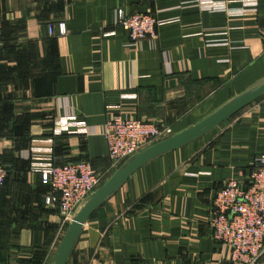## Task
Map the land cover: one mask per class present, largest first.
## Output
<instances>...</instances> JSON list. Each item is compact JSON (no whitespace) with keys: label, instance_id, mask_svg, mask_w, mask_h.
I'll list each match as a JSON object with an SVG mask.
<instances>
[{"label":"crops","instance_id":"0c3cea01","mask_svg":"<svg viewBox=\"0 0 264 264\" xmlns=\"http://www.w3.org/2000/svg\"><path fill=\"white\" fill-rule=\"evenodd\" d=\"M197 1L0 0V264H52L68 226L45 204L32 148L110 172L101 130L113 113L173 135L264 80V0H222L236 16ZM116 8L172 20L134 47ZM66 115L91 132L53 134ZM261 153L264 93L134 170L91 211L64 264H229L210 233L211 201L227 178L244 183Z\"/></svg>","mask_w":264,"mask_h":264},{"label":"built area","instance_id":"2783aa9c","mask_svg":"<svg viewBox=\"0 0 264 264\" xmlns=\"http://www.w3.org/2000/svg\"><path fill=\"white\" fill-rule=\"evenodd\" d=\"M251 4L254 6L255 2L251 1ZM197 5L210 13L242 14L231 12L222 0H198ZM113 20L115 25L126 31L129 45L141 47L145 39L156 37L159 26L172 19L139 11L126 13L122 8H116ZM1 27L0 16V34ZM57 28L60 35L66 33L64 21H58ZM48 31L52 33V24H49ZM52 132L57 135L67 132L87 134L91 131L85 121L66 115L53 122ZM101 133L107 143L109 169L115 170L134 154L172 132L169 127H162L156 122L113 113ZM41 152L49 154L51 149L32 148L26 158L31 159L40 183L48 187L45 204L59 209L63 222L68 224L109 171L96 170L88 160L56 164L50 156L45 159L40 157L38 153ZM6 177V169L0 165V186L4 185ZM208 222L212 238L229 248V264H264V153L253 158L244 183L229 177L216 191Z\"/></svg>","mask_w":264,"mask_h":264},{"label":"water","instance_id":"95a60500","mask_svg":"<svg viewBox=\"0 0 264 264\" xmlns=\"http://www.w3.org/2000/svg\"><path fill=\"white\" fill-rule=\"evenodd\" d=\"M263 93L264 80L245 93L238 95L233 100L226 103L196 124L148 145L127 159L77 209L76 213L72 217V220L68 223L66 231L57 247L52 264L65 263L74 241L76 240V237L81 229V226L91 211L106 197H108V195H110L117 187H119L134 170L155 156L181 146L204 134L208 130L219 125L234 115L246 105L253 102Z\"/></svg>","mask_w":264,"mask_h":264},{"label":"rangeland","instance_id":"374dc122","mask_svg":"<svg viewBox=\"0 0 264 264\" xmlns=\"http://www.w3.org/2000/svg\"><path fill=\"white\" fill-rule=\"evenodd\" d=\"M112 170H114V169H112ZM111 170V171H112ZM110 171V172H111ZM110 172L108 173V174H110ZM108 174H105L103 177H102V179H101V185L105 182V180L107 179V177H108Z\"/></svg>","mask_w":264,"mask_h":264},{"label":"trees","instance_id":"16d2710c","mask_svg":"<svg viewBox=\"0 0 264 264\" xmlns=\"http://www.w3.org/2000/svg\"><path fill=\"white\" fill-rule=\"evenodd\" d=\"M6 169V168H5ZM6 171H7V169H6ZM7 177H8V171H7ZM7 177H6V179H7ZM5 182H6V180H5ZM5 184V183H4ZM43 185V184H42ZM47 189H48V187L46 186V185H44Z\"/></svg>","mask_w":264,"mask_h":264}]
</instances>
